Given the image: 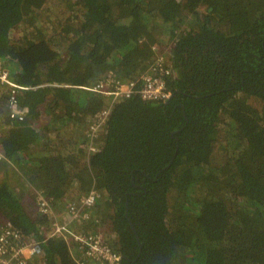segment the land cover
I'll list each match as a JSON object with an SVG mask.
<instances>
[{
    "label": "trees",
    "instance_id": "16d2710c",
    "mask_svg": "<svg viewBox=\"0 0 264 264\" xmlns=\"http://www.w3.org/2000/svg\"><path fill=\"white\" fill-rule=\"evenodd\" d=\"M0 58L25 88L0 85V235L40 242L24 264L83 261L49 234L91 191L72 228L121 264H264V0H0ZM109 74L132 91L85 89ZM152 75L168 97H142Z\"/></svg>",
    "mask_w": 264,
    "mask_h": 264
},
{
    "label": "built area",
    "instance_id": "2783aa9c",
    "mask_svg": "<svg viewBox=\"0 0 264 264\" xmlns=\"http://www.w3.org/2000/svg\"><path fill=\"white\" fill-rule=\"evenodd\" d=\"M145 80L146 84L141 91L143 98L162 99L169 96V93L166 92V81L162 76L152 75L146 77ZM0 85L10 87L12 94H15L18 89H25L10 79L8 71L5 68V61L2 58H0ZM133 86V83L125 84L119 81L113 85V77L109 74L101 83L85 89L105 98H112L115 101L123 94L128 95L132 91ZM13 104L15 103L12 102ZM109 113L110 109L106 108L96 114V122L93 125L94 131H97L99 126L106 121ZM10 115L11 117H16L17 113L13 109ZM20 119L22 118L20 117ZM0 159H6V155L1 147ZM98 197L99 193L97 191H91L89 195L81 199L79 205H71L68 210L69 214H71L69 215L70 223L55 219L52 221L53 224L49 236L63 238L73 251L75 247L78 248V251L81 253L80 257L83 259V261L78 260L79 264H91L92 261L99 264H121V256L108 244L105 236L101 234L78 233L70 225L71 221L74 220L90 219L91 215L85 212V208L92 206ZM39 209L44 214H50L52 211L48 201L42 199H39ZM12 236L20 238L19 233L14 231L12 224H8L0 235V264H24L28 256L40 254V242H26L20 238L16 244L8 245L9 238Z\"/></svg>",
    "mask_w": 264,
    "mask_h": 264
},
{
    "label": "crops",
    "instance_id": "0c3cea01",
    "mask_svg": "<svg viewBox=\"0 0 264 264\" xmlns=\"http://www.w3.org/2000/svg\"><path fill=\"white\" fill-rule=\"evenodd\" d=\"M63 217L67 218L68 220L61 221V222H68V223H70V221H69V215H65V216H63ZM72 224H73V225H76V224H74V223H71L70 225L72 226ZM72 227H74V226H72Z\"/></svg>",
    "mask_w": 264,
    "mask_h": 264
},
{
    "label": "rangeland",
    "instance_id": "374dc122",
    "mask_svg": "<svg viewBox=\"0 0 264 264\" xmlns=\"http://www.w3.org/2000/svg\"><path fill=\"white\" fill-rule=\"evenodd\" d=\"M62 215H64L63 213H61Z\"/></svg>",
    "mask_w": 264,
    "mask_h": 264
},
{
    "label": "clouds",
    "instance_id": "9594fccd",
    "mask_svg": "<svg viewBox=\"0 0 264 264\" xmlns=\"http://www.w3.org/2000/svg\"><path fill=\"white\" fill-rule=\"evenodd\" d=\"M122 259V258H121Z\"/></svg>",
    "mask_w": 264,
    "mask_h": 264
}]
</instances>
